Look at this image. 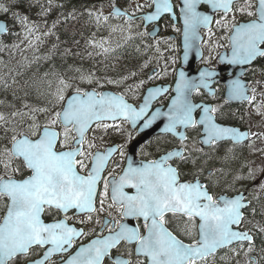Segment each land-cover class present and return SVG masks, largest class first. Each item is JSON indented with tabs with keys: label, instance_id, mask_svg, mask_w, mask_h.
Wrapping results in <instances>:
<instances>
[{
	"label": "snow or ice",
	"instance_id": "6c2138e0",
	"mask_svg": "<svg viewBox=\"0 0 264 264\" xmlns=\"http://www.w3.org/2000/svg\"><path fill=\"white\" fill-rule=\"evenodd\" d=\"M136 8L145 24L139 35H152L147 23L165 15L182 23L175 30L182 33L185 61L194 48L200 54L201 29L209 38L215 35L213 23L226 34L221 37L227 40L222 63L247 71L243 66L264 59V0H146ZM113 9L116 17L135 18ZM9 11L0 4V12ZM12 18L13 23L28 21L18 12ZM26 30L31 34V28ZM6 33L8 23L0 21V34ZM216 75L205 68L190 78L180 70L166 111L151 110V105L167 88H150L142 104H133L125 93L89 90L58 78L47 106L0 112V264H240L241 254L249 257L254 237L242 225L251 224L245 210L252 201L246 190L235 188L242 177L222 184L215 171L205 178L203 167H197L201 155L210 157L230 144L220 157L227 161L250 135L222 122L224 105L194 102L193 93L200 95L202 88L212 93ZM79 79L89 85L96 80L83 72ZM256 91L239 77L231 79L224 104H251ZM124 123L141 131L163 124L154 158L141 151L145 159L137 161L123 150L131 133L125 145L103 149L95 135L90 138L101 129L123 131ZM115 153L123 166L113 159ZM188 165L195 171H184ZM248 178L255 179L252 170ZM73 217L80 218L70 223ZM245 264L258 262L247 259Z\"/></svg>",
	"mask_w": 264,
	"mask_h": 264
},
{
	"label": "flooded vegetation",
	"instance_id": "af4514ba",
	"mask_svg": "<svg viewBox=\"0 0 264 264\" xmlns=\"http://www.w3.org/2000/svg\"><path fill=\"white\" fill-rule=\"evenodd\" d=\"M123 1L126 8L121 6L135 18L128 21L127 17H118L120 21L116 28H121L118 30V35H124L122 28H131L132 40L129 43L133 47V52L143 51L145 53L144 56L135 58L136 62L132 68L135 82L129 88L124 89L123 92H119L125 93L126 99L130 103L141 104L147 88L161 86L167 88L168 92L162 93L152 101L151 110L161 108L166 111L167 105L175 95L174 89L180 70L185 71L190 78H198L199 72L205 68L214 69L217 72V75L212 78V93L208 89L202 88L200 95L193 93L194 102L213 106L224 105L222 111L225 115L222 122L246 131L250 135L245 141L233 148L227 161L222 160L220 157L224 155L226 148L233 147L230 144L222 147L217 153L211 154L210 157L201 155L197 167H203L204 172L202 175L205 178L208 176L209 170L215 171L222 184L232 183L236 176L242 177V179L235 181V188L242 191L246 190L247 198L252 201L251 207L245 210V216L248 221H251V224L242 225V227L250 228L254 237L255 249L249 257H244L241 254L239 257L240 264H245L247 259H254L258 264H264V251H262L264 249V232L259 230L264 228V190L260 188V184L264 182V171H262L264 170V75H262V72H264V59H258L251 66H243L248 69L247 71H243L241 66L222 63L220 55L227 49V40L221 39V37L226 34L223 30L217 29L213 23L212 31L215 35L209 38L207 30L201 29L202 42L197 46L200 54L198 55L197 49L194 48L189 53L188 60L185 61L183 59L182 33L175 30L176 28H182L181 22L174 21L170 16L165 15L159 21L147 25V32L151 33L154 30L156 32L155 36L139 35V33L145 32V24L140 19L142 13L136 8V5L144 2L138 0L134 2L133 0ZM92 6L97 11L101 4H93ZM101 11H103V7L100 8L99 12ZM145 11L147 10L145 9ZM173 24H175V27H173ZM120 42L122 44L126 43L124 41ZM217 44L223 45V47H217ZM252 69H255V71H252ZM236 77L241 78L249 87H256V100L253 103L232 100L226 105L224 104L227 97L228 83ZM141 81L144 82L142 85L140 84ZM256 81H260V83L256 84ZM138 85L139 87H137ZM249 95H251V92H249ZM258 107L259 111L257 110ZM108 123L112 122L109 121ZM117 123L121 122L118 121ZM162 127L163 124L160 123L159 127L154 125L151 129L141 131L139 126L130 127L127 123H124L123 131L110 128L105 132L101 129L89 135L90 138L95 135L97 146L103 149L108 145H125V142L129 140L128 134L131 133L132 139L123 150L130 154L129 149L134 145V159L139 161L145 159L144 156H141V151L149 154L146 157L147 159L154 158L157 138L161 135L160 128ZM146 134L148 135L146 136ZM192 135L194 136V134ZM100 137H103V139L101 140ZM141 140L140 144H136ZM160 143L163 144L164 139H161ZM196 147H200V145L197 144ZM208 151L209 149L205 147V152ZM113 159L121 161V166H123L119 153H115ZM189 169L195 171L191 165L186 166L183 170L188 171ZM250 170L255 175V179L248 178ZM182 179H191V177L184 176ZM252 208L256 209L255 214L252 213ZM101 215L103 216V214ZM79 218L73 217L70 223H76ZM76 226L80 227L81 225L77 224ZM234 247H238V245H234ZM53 259L58 260L59 258L54 257ZM216 264H221V262L217 260Z\"/></svg>",
	"mask_w": 264,
	"mask_h": 264
},
{
	"label": "trees",
	"instance_id": "16d2710c",
	"mask_svg": "<svg viewBox=\"0 0 264 264\" xmlns=\"http://www.w3.org/2000/svg\"><path fill=\"white\" fill-rule=\"evenodd\" d=\"M101 2L118 4L117 0H0L10 7L9 13L0 12V20L7 21L10 29V34L0 37V112L7 114L24 105L47 106L58 78L97 91L123 92L135 82V58L145 53L133 52L130 43L109 35L112 19L98 17L92 10ZM12 12L27 16V24L13 23ZM77 69L96 80L80 83Z\"/></svg>",
	"mask_w": 264,
	"mask_h": 264
},
{
	"label": "water",
	"instance_id": "95a60500",
	"mask_svg": "<svg viewBox=\"0 0 264 264\" xmlns=\"http://www.w3.org/2000/svg\"><path fill=\"white\" fill-rule=\"evenodd\" d=\"M117 8H119V7H117ZM119 9H120V8H119ZM113 11H114V9L112 10V13H113ZM0 21H4V20H0ZM1 35H4V34H0V36H1ZM157 87H159V86H157ZM151 88H153V87H151ZM149 89H150V88H149ZM103 91H110V90H103ZM110 92H113V91H110ZM145 95H147V91H146ZM145 95H144V96H145ZM142 103H143V102H142ZM142 103H141V104H142ZM152 127H153V126H152ZM149 129H151V128H149ZM147 135H148V134H146V136H147ZM146 136H145V137H146ZM141 142H142V140L139 141V142H137L136 144H140ZM129 151H130V154H133L134 151H135V146L132 145L131 148L129 149Z\"/></svg>",
	"mask_w": 264,
	"mask_h": 264
},
{
	"label": "rangeland",
	"instance_id": "374dc122",
	"mask_svg": "<svg viewBox=\"0 0 264 264\" xmlns=\"http://www.w3.org/2000/svg\"><path fill=\"white\" fill-rule=\"evenodd\" d=\"M112 7V5H110L109 7H108V5H105L104 7H103V9H107L108 8V10H104V13L105 14H107L108 12H110V8ZM115 23V26H116V22H114ZM115 26H112V27H115ZM112 29H114V28H112ZM118 30V28H116L115 30H113L109 35L110 36H112L113 37V34L116 32ZM108 35V36H109ZM109 39L107 38L106 39V41H108ZM23 55H25V54H23ZM80 83H81V81H80Z\"/></svg>",
	"mask_w": 264,
	"mask_h": 264
}]
</instances>
